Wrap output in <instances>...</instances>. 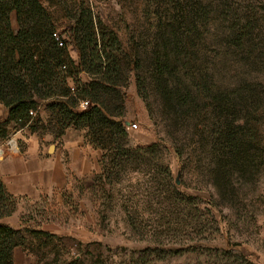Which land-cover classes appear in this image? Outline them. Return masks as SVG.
Listing matches in <instances>:
<instances>
[{"label": "rangeland", "instance_id": "obj_1", "mask_svg": "<svg viewBox=\"0 0 264 264\" xmlns=\"http://www.w3.org/2000/svg\"><path fill=\"white\" fill-rule=\"evenodd\" d=\"M41 1L74 61L69 15L82 2L114 30L127 74L121 119L137 127L113 165L72 175L60 195L18 200L12 227L55 239L46 250L14 248L13 264H52L54 254L79 264H264V0ZM174 1L194 18L189 34L166 25ZM43 111L37 133L54 138L60 126Z\"/></svg>", "mask_w": 264, "mask_h": 264}, {"label": "trees", "instance_id": "obj_2", "mask_svg": "<svg viewBox=\"0 0 264 264\" xmlns=\"http://www.w3.org/2000/svg\"><path fill=\"white\" fill-rule=\"evenodd\" d=\"M178 2H172L177 9L173 15L175 22L166 25H177L182 33L189 34L192 28L187 26L194 18L187 11L188 5L183 8ZM11 13H15L16 31L11 27ZM69 17L71 42L79 53L77 61L71 58L65 41L59 46L54 40L55 19L43 1L0 0V103L7 110L6 118L0 121V138L7 136L8 124L21 128L29 122L25 127L37 131L40 119L33 123L34 117L29 112L44 105L60 126L54 138L62 136L69 127L83 130L84 143L103 152L98 163L104 168L114 164L113 154L122 155L127 150L121 143L127 133L121 119L127 83L124 51L114 30L104 25L83 2ZM244 29L233 30L232 35L239 42ZM139 62L134 61L135 69L139 68ZM158 64L168 68V61L167 65L161 61ZM81 74L87 78L83 79ZM67 78L73 81V91ZM81 100H88L87 109H78ZM51 117L48 123L52 122ZM175 152L179 154L176 149ZM18 200L5 191L0 181V220L15 211ZM54 239L55 235L49 232L0 223V264H13L16 247L34 246L36 241L46 250ZM56 256L51 257L52 264H79Z\"/></svg>", "mask_w": 264, "mask_h": 264}, {"label": "crops", "instance_id": "obj_3", "mask_svg": "<svg viewBox=\"0 0 264 264\" xmlns=\"http://www.w3.org/2000/svg\"><path fill=\"white\" fill-rule=\"evenodd\" d=\"M11 27L17 29L15 13L10 15ZM45 106L39 107V114ZM7 116V110L0 103V121ZM73 131V132H72ZM67 130L59 138L44 137L31 132L27 127L15 128L7 125V136L0 138V181L5 191L19 201L35 202L41 198L60 195L69 187V178L96 170L100 153L84 143L80 133ZM22 208L0 223L16 226ZM15 250V249H14Z\"/></svg>", "mask_w": 264, "mask_h": 264}, {"label": "built area", "instance_id": "obj_4", "mask_svg": "<svg viewBox=\"0 0 264 264\" xmlns=\"http://www.w3.org/2000/svg\"><path fill=\"white\" fill-rule=\"evenodd\" d=\"M52 36H53L54 40L57 41V43H58L59 46H61V45L63 44V39H62V37H60L56 32L53 33ZM70 88H71V91H73V86H71ZM88 106H89V102H88V100H81V101L79 102V104H78V109H79V110H85L86 108H88ZM38 110H39V107L37 108V110L29 112L30 117H34V116L36 115V113H37ZM28 123H29V122H28ZM28 123H27V124H28ZM27 124H26V125H27ZM26 125H25V126H26ZM124 125H125V123H124ZM136 127H137V126H136L135 123H130V122H127V125H125V129H126V131L133 130V129H135Z\"/></svg>", "mask_w": 264, "mask_h": 264}, {"label": "water", "instance_id": "obj_5", "mask_svg": "<svg viewBox=\"0 0 264 264\" xmlns=\"http://www.w3.org/2000/svg\"><path fill=\"white\" fill-rule=\"evenodd\" d=\"M125 125H127V122H125Z\"/></svg>", "mask_w": 264, "mask_h": 264}]
</instances>
